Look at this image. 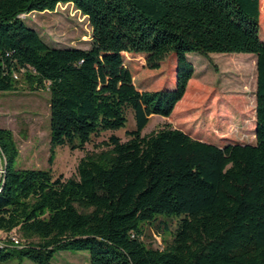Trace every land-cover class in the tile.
Wrapping results in <instances>:
<instances>
[{"label": "trees", "instance_id": "16d2710c", "mask_svg": "<svg viewBox=\"0 0 264 264\" xmlns=\"http://www.w3.org/2000/svg\"><path fill=\"white\" fill-rule=\"evenodd\" d=\"M73 4L89 19L88 49L54 48L25 21ZM262 0H0V91L25 82L50 92V144L83 150L77 177L16 169L13 132L0 127L4 165L0 262L53 264L61 250L89 251L91 264H264V41ZM255 54V143H219L164 127L144 136L153 115L170 117L188 93V55ZM170 62H166V59ZM15 74L18 78H15ZM179 219L165 248L147 246L143 225Z\"/></svg>", "mask_w": 264, "mask_h": 264}, {"label": "rangeland", "instance_id": "374dc122", "mask_svg": "<svg viewBox=\"0 0 264 264\" xmlns=\"http://www.w3.org/2000/svg\"><path fill=\"white\" fill-rule=\"evenodd\" d=\"M25 23L36 29L54 48L90 47L92 28L89 19L73 4L59 5L54 11L31 13ZM260 36L264 41V13ZM188 57L195 67V76L183 102L170 117L151 116L142 134L148 136L161 128L170 127L219 143L243 140L254 144L256 55L213 53L204 57L191 53ZM166 62H170V59H166ZM21 85L15 91H0V127L13 132L20 151L16 169H51L55 178L61 175L66 179L75 178L82 158L110 150L106 143L112 135L119 137L122 142L128 141V132L136 128L133 113L129 111L125 128L94 136L83 150L70 146L54 147V159L50 163V92L47 88L32 90L25 82ZM3 165L0 154V170ZM178 225L179 219L176 217H161L153 225H143L142 240L147 246L163 249L172 241ZM13 235L21 244L24 242L18 233ZM4 236L1 233V237ZM0 264L35 263L12 258ZM53 264H91L90 253L61 250L55 254Z\"/></svg>", "mask_w": 264, "mask_h": 264}, {"label": "built area", "instance_id": "2783aa9c", "mask_svg": "<svg viewBox=\"0 0 264 264\" xmlns=\"http://www.w3.org/2000/svg\"><path fill=\"white\" fill-rule=\"evenodd\" d=\"M14 76H15V78H18V75H17V74H15ZM1 173L4 174V171H2ZM1 182H2V181H1ZM3 235H5V234H3ZM0 238H1V239L8 238V239L10 240V242L13 243L14 245L19 246V247H22V246H23V243L21 244L20 241H19V239H17V238L13 235V233L10 234L9 237H6V235H5L4 237H1V234H0ZM0 245H1V244H0Z\"/></svg>", "mask_w": 264, "mask_h": 264}, {"label": "water", "instance_id": "95a60500", "mask_svg": "<svg viewBox=\"0 0 264 264\" xmlns=\"http://www.w3.org/2000/svg\"><path fill=\"white\" fill-rule=\"evenodd\" d=\"M2 171H4V169L0 170V183L3 180V174L1 173Z\"/></svg>", "mask_w": 264, "mask_h": 264}]
</instances>
